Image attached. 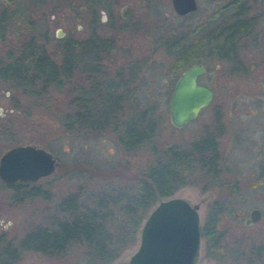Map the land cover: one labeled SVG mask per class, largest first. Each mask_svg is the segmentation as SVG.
Segmentation results:
<instances>
[{
  "label": "rangeland",
  "instance_id": "374dc122",
  "mask_svg": "<svg viewBox=\"0 0 264 264\" xmlns=\"http://www.w3.org/2000/svg\"><path fill=\"white\" fill-rule=\"evenodd\" d=\"M27 1L36 4L31 13L33 23L40 31V42L44 40L47 51L57 59L70 40L86 38L92 32L89 15L84 12V0ZM240 2L197 0L195 11L178 15L170 0H107L112 8L99 9L95 31L114 41V49L104 57L103 66L105 78L121 85L119 93L123 96L121 106L124 114L151 108L159 119L155 136L158 145L185 144L203 130L210 129L213 113L222 118L224 127L221 129L216 127L214 120V138H219L221 155L220 172L214 178V187L202 189L205 180L202 178L201 183H187L173 195L199 205L200 227L209 204L217 199L222 207L217 228L224 232L228 250L236 248L237 252H248L252 245H264L261 155L264 133V0H245L244 6L248 5L249 9L247 18L257 16L252 18L255 20L253 31L240 39L235 58L225 59L221 54L217 55L215 47H211V44L216 45V41L214 39L212 43L210 40L211 32L229 22L231 13L243 7ZM234 4L237 6L232 7ZM124 6L134 8L127 18L120 15V8ZM101 12L107 13V23H101ZM45 28L47 38L43 34ZM205 35L208 41L200 43L203 45L197 59L206 71L198 81L212 87L214 98L194 121L174 128L169 119L168 102L173 84L182 70H172V55L164 42L168 40L169 43L178 37L184 40L188 36L187 43L197 45ZM20 36L19 33H9L5 39L0 38V54L8 45L18 42ZM84 59L90 63L89 56ZM87 85L88 80L75 74L71 82L34 97L24 96L0 81V128L5 126L6 130L0 134V155L14 145L34 144L57 158L54 173L34 182L40 189L49 190L51 199L26 197L16 203L11 199V190L0 180V233L7 237L18 239L34 226L49 223L57 212L58 201L79 186L89 193L111 185L128 184L135 181L134 175L150 163L148 147L126 151L110 130L90 133L66 127L68 101L78 86ZM249 135L257 138L256 145L248 138ZM245 136L246 140H243ZM253 208L259 209L260 217L255 223L246 225L244 219ZM140 227L135 244L110 264H127L128 257L138 246ZM235 255L237 253L219 259L206 256L202 238L197 264H240L243 259H234ZM82 261L79 248L72 247L62 257L26 251L16 264H82ZM253 264H264V254L261 261L256 260Z\"/></svg>",
  "mask_w": 264,
  "mask_h": 264
},
{
  "label": "trees",
  "instance_id": "16d2710c",
  "mask_svg": "<svg viewBox=\"0 0 264 264\" xmlns=\"http://www.w3.org/2000/svg\"><path fill=\"white\" fill-rule=\"evenodd\" d=\"M34 6V2L27 0H0V38L5 39L9 33L21 35L18 42L8 45L0 54V81L24 96L38 97L71 82L75 74L82 75L88 85L78 86L69 99L66 127L90 133L110 130L126 151L148 147L151 161L128 184L89 193L79 186L58 201L53 220L34 226L18 239L0 233V264H16L26 251L62 257L72 247L79 248L82 264H110L135 244L141 220L158 200L172 196L187 183H201L202 178L205 179L202 189L214 187L220 167L212 130H203L185 144L158 145L155 136L159 119L151 108L124 114L121 85L105 78L103 66L104 57L114 49V41L95 31L99 9L112 8L107 0H84V12L89 15L92 32L86 38L70 40L58 59L47 51L44 40L40 42V31L31 13ZM253 21L246 29L248 33L253 31ZM43 34L47 38L46 28ZM164 43L172 55L171 68L175 72L196 58L193 43L184 46L179 37ZM88 56L90 63L84 59ZM5 132V126L0 128V134ZM2 185L11 190V199L16 203L26 197L51 199L49 190L40 189L34 182ZM221 213L220 202L213 200L201 226L206 256L219 259L237 253L233 258L243 259L240 264L261 261L263 244L250 246L248 252L228 250L224 232L217 228Z\"/></svg>",
  "mask_w": 264,
  "mask_h": 264
},
{
  "label": "water",
  "instance_id": "95a60500",
  "mask_svg": "<svg viewBox=\"0 0 264 264\" xmlns=\"http://www.w3.org/2000/svg\"><path fill=\"white\" fill-rule=\"evenodd\" d=\"M170 1L178 15L197 8L196 0ZM133 12L131 6L120 8L122 18ZM58 35L61 36L59 30ZM203 72L202 65L193 64L175 80L168 102L169 119L174 127L181 128L192 121L212 101V87L197 80ZM262 161L264 171V138ZM56 166L57 158L48 150L34 144L14 145L0 155V180L8 185L33 183L53 174ZM198 209V204L182 196L158 200L142 222L138 246L127 264H197L202 245ZM259 217V209L253 208L244 223L253 224Z\"/></svg>",
  "mask_w": 264,
  "mask_h": 264
},
{
  "label": "flooded vegetation",
  "instance_id": "af4514ba",
  "mask_svg": "<svg viewBox=\"0 0 264 264\" xmlns=\"http://www.w3.org/2000/svg\"><path fill=\"white\" fill-rule=\"evenodd\" d=\"M211 1H221V0H211ZM240 5H242L243 7L240 8V9H237L235 12L233 11L231 13V18L229 19V22H224L217 30L216 32H211V42L213 43L214 42V39L216 41V45L214 44H211V47L214 49L215 47V52L217 53V55L221 54L223 58H235V53H237L238 51V48H239V42H240V39H244L249 33H248V30L247 27L250 26V20H252V18H255L257 15H254V16H250L249 18H247L246 16V12L249 10L248 9V5L247 6H244V3H245V0H240ZM196 4H197V0H196ZM238 4V3H237ZM237 4H234V5H231L232 7L233 6H237ZM197 7H198V4H197ZM197 9V8H196ZM195 11V10H194ZM193 12V11H191ZM191 12H188V13H191ZM186 13V14H188ZM184 14V15H186ZM259 15V14H258ZM208 35V34H207ZM207 35H205L204 37H201L200 38V41H198L197 45L194 44V48L196 49V58L188 65L186 66L181 72L180 74L189 66L193 65V64H200L204 67V65L202 64L201 61H199V59H197L198 57V51L199 49H201V45L203 44H200V43H205L207 40ZM215 36V38H214ZM187 38L188 36H185L184 37V40H183V44L185 43L184 46H187L188 43H187ZM210 42V43H211ZM190 43V42H189ZM192 43V42H191ZM207 43V42H206ZM212 49V52H214V50ZM206 69L204 67V72L198 76V79L200 78V76H202L204 73H205ZM179 74V75H180ZM214 98V97H213ZM213 100V99H212ZM212 102V101H211ZM211 102L209 103V105L211 104ZM208 106V105H207ZM206 106V107H207ZM205 108V107H204ZM203 109V108H202ZM201 109V110H202ZM200 110V111H201ZM199 111V112H200ZM199 115V113H198ZM198 115L192 120L194 121ZM221 119V120H219ZM214 120H216V127L218 129H221L224 127V123H223V120L222 118H220L219 116H215L214 113H213V120H212V124H210V129L212 130V134H213V137H214ZM190 121V122H192ZM190 122H188L187 124H189ZM186 124V125H187ZM184 125V126H186ZM183 126V127H184ZM248 138L254 143V145L257 144V138L253 135H249ZM263 138H264V133H263ZM263 138H262V141H261V145L263 147ZM214 139V144L216 145V156H217V163L219 165V162L221 161V155H220V150H219V138H213ZM243 140H246V136L245 138H243ZM241 142V141H240ZM238 142V143H240ZM262 155V153H261ZM263 163V161H262Z\"/></svg>",
  "mask_w": 264,
  "mask_h": 264
},
{
  "label": "clouds",
  "instance_id": "9594fccd",
  "mask_svg": "<svg viewBox=\"0 0 264 264\" xmlns=\"http://www.w3.org/2000/svg\"><path fill=\"white\" fill-rule=\"evenodd\" d=\"M101 23H107L108 17L106 12H101ZM10 95V93H9ZM10 223V222H9Z\"/></svg>",
  "mask_w": 264,
  "mask_h": 264
}]
</instances>
